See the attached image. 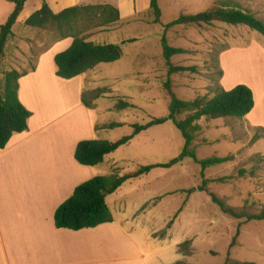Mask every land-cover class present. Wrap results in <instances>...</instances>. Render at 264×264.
Segmentation results:
<instances>
[{
  "label": "rangeland",
  "instance_id": "obj_1",
  "mask_svg": "<svg viewBox=\"0 0 264 264\" xmlns=\"http://www.w3.org/2000/svg\"><path fill=\"white\" fill-rule=\"evenodd\" d=\"M224 2L236 3L264 21V0H159L160 24L153 23L154 16L148 9L132 21L92 28L85 34L95 38L94 34L105 29L107 34L98 42L101 44L122 45L123 41L137 39L122 45L121 60L101 64L94 71L96 90L89 91L87 99L97 101L98 107L103 108L90 107L93 122L101 123L96 139L115 142L132 135L134 124L143 125L154 118L168 117L170 98L163 87L168 69L160 41L163 26L182 14H197ZM24 29L17 23L14 32ZM29 36L44 37L46 42L59 39L51 28L35 29ZM166 36L170 46L186 51L172 57L171 63L196 69L170 76L172 91L184 101L212 96L211 88L222 85L219 73L222 70L224 75L221 63L224 51L244 48L253 42L264 45V36L257 31L219 22L201 27L175 26L166 31ZM228 62V80L248 79L247 75L236 72L234 58ZM1 69H7L4 62ZM250 72L260 84L257 73ZM2 79L0 72L1 83ZM120 99L129 105L119 109ZM255 115L252 119L202 118V130L193 143L199 159L231 157L204 171L208 180L231 178L226 183L211 182L208 192L224 199L228 206L237 210L244 208L250 213H258L264 206V110ZM112 123L117 125L106 126ZM183 147L181 132L167 121L135 136L108 160H115L117 173L124 176L143 166L170 163L180 155ZM201 172V166L191 158L182 159L168 169L155 168L148 174L127 180L116 195L110 197L109 205L112 206L116 198L124 200L131 209L141 205L142 211L135 216L139 227L146 233L156 230L159 236L162 232L165 235L170 232L169 245L180 243L189 234L190 239L186 240L189 244L179 249L188 254L194 251L192 261L195 264H224L228 255L233 260L264 264V221L246 222L222 212L208 192L197 190L202 184ZM238 231L237 243L230 249Z\"/></svg>",
  "mask_w": 264,
  "mask_h": 264
},
{
  "label": "crops",
  "instance_id": "obj_2",
  "mask_svg": "<svg viewBox=\"0 0 264 264\" xmlns=\"http://www.w3.org/2000/svg\"><path fill=\"white\" fill-rule=\"evenodd\" d=\"M44 2L56 14L73 6L110 4L119 10V24L136 19L150 7V0H28L16 24L25 27V21ZM13 9L12 3L0 0V24ZM34 30L25 27L14 32L4 59L7 70L22 73L19 99L32 115L28 130L14 134L0 149V264H195L194 251H179V246L190 239L189 234L180 243L169 245L170 232L162 237L156 230L146 233L139 227L135 216L141 205L131 209L121 198L109 205L110 197L120 188L106 199L112 223L80 231L55 227L56 210L80 184L100 174L112 175L117 169L115 160H108L113 153L96 166H83L74 157L80 141L102 140L96 139L101 123L93 122L91 108L82 100L85 92L96 90L94 71L99 65L75 78H60L54 58L68 49L73 39L46 42L44 37L29 36ZM106 34L103 29L87 40L98 43ZM232 58L236 72L248 79L228 80V61ZM221 63L224 89L241 83L252 89L255 106L246 116L252 119L264 110V45L253 42L228 49L222 53ZM250 71L257 73L260 84ZM92 106L103 109L97 101Z\"/></svg>",
  "mask_w": 264,
  "mask_h": 264
},
{
  "label": "trees",
  "instance_id": "obj_3",
  "mask_svg": "<svg viewBox=\"0 0 264 264\" xmlns=\"http://www.w3.org/2000/svg\"><path fill=\"white\" fill-rule=\"evenodd\" d=\"M14 5L12 13L6 22L0 24V72L3 73L0 82V149H4L14 134L28 130V121L32 113L21 103L19 99V79L22 73L19 71H2L7 45L14 37L13 27L16 24L24 5L28 0H5ZM150 11L154 16L153 23H161L162 11L159 0H150ZM120 20L117 7L110 4L79 5L69 7L60 13H54L46 2L40 10L34 12L24 23L25 27L35 29L51 28L59 39L70 37L73 39L68 49L56 54L54 61L57 68L56 74L63 79H72L94 69L100 64L117 62L123 57L122 45L134 43L137 39H129L121 44H101L88 41L85 34L92 28H105ZM215 22L232 26H247L264 36V21L254 14L243 9L240 5L232 2H224L215 5L206 11L197 14H182L171 22L165 24L161 35L162 54L167 66V79L163 82L164 90L170 98L169 114L166 118H154L147 124H134L132 135L122 137L118 141L108 140H84L80 141L75 149V160L83 166H96L101 164L106 156L114 153L120 147L127 145L140 133L153 126H159L167 121L181 132L184 139V147L180 155L170 163L143 166L136 172L121 176L117 172L109 176L94 177L80 184L72 196L62 203L54 214V223L57 229L80 231L91 229L103 224L112 223L113 216L107 205V197L119 189L127 180L148 174L155 168H171L182 159L191 158L202 168V184L197 188L201 192H208L211 182L226 183L231 178L221 177L214 180L205 179L204 171L211 166L229 161L231 157H211L199 159L193 148L197 135L201 132V120L233 118L243 119L254 109V94L250 87L239 84L230 90H226L218 84L211 88L212 96H199L190 101L179 99L172 91L170 76L174 74L195 72L194 67L179 66L171 63V58L186 53L182 48L172 47L168 43L166 31L175 26H211ZM57 39V40H59ZM222 79L223 71L219 73ZM91 94V93H90ZM89 91L83 94V103L87 107L92 106L88 101ZM92 101V100H91ZM129 105L120 99L118 108L122 109ZM184 116L183 119H180ZM117 124L106 125L109 128ZM105 126V127H106ZM192 190L189 191L191 193ZM213 203L219 206L222 212L238 220L264 221V206L258 213H250L246 209L237 210L226 204L224 199L219 198L212 192H208ZM173 223V221L171 222ZM171 225V224H170ZM241 225H239L240 228ZM165 232H162V236ZM240 231L234 237L230 249L237 243ZM189 241L179 247L188 245ZM180 251V249H179ZM175 264H187L177 262ZM224 264H256L254 262L237 261L228 255Z\"/></svg>",
  "mask_w": 264,
  "mask_h": 264
}]
</instances>
